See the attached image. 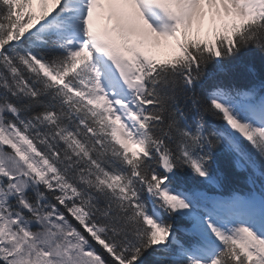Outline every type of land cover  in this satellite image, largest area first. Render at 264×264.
Wrapping results in <instances>:
<instances>
[{"label": "snow or ice", "instance_id": "1", "mask_svg": "<svg viewBox=\"0 0 264 264\" xmlns=\"http://www.w3.org/2000/svg\"><path fill=\"white\" fill-rule=\"evenodd\" d=\"M255 53L264 0H0V264H264Z\"/></svg>", "mask_w": 264, "mask_h": 264}, {"label": "trees", "instance_id": "2", "mask_svg": "<svg viewBox=\"0 0 264 264\" xmlns=\"http://www.w3.org/2000/svg\"><path fill=\"white\" fill-rule=\"evenodd\" d=\"M244 64L253 65L256 69L257 75L264 74V54L255 53V54L248 55L244 58ZM245 75L246 73H244L243 70L237 73V76L241 79H243ZM220 166L222 170L225 172L228 182L230 184L238 182L240 177L232 169L230 161H228L227 159H223L220 162Z\"/></svg>", "mask_w": 264, "mask_h": 264}]
</instances>
